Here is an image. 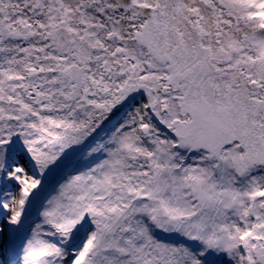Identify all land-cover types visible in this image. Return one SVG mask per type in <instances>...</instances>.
Returning <instances> with one entry per match:
<instances>
[{
  "label": "snow or ice",
  "instance_id": "1",
  "mask_svg": "<svg viewBox=\"0 0 264 264\" xmlns=\"http://www.w3.org/2000/svg\"><path fill=\"white\" fill-rule=\"evenodd\" d=\"M0 264H264V0H0Z\"/></svg>",
  "mask_w": 264,
  "mask_h": 264
}]
</instances>
